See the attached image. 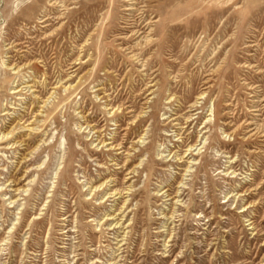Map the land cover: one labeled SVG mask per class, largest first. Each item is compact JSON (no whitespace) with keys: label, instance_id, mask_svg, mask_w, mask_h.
Returning a JSON list of instances; mask_svg holds the SVG:
<instances>
[{"label":"rangeland","instance_id":"obj_1","mask_svg":"<svg viewBox=\"0 0 264 264\" xmlns=\"http://www.w3.org/2000/svg\"><path fill=\"white\" fill-rule=\"evenodd\" d=\"M0 264H264V0H0Z\"/></svg>","mask_w":264,"mask_h":264},{"label":"bare ground","instance_id":"obj_2","mask_svg":"<svg viewBox=\"0 0 264 264\" xmlns=\"http://www.w3.org/2000/svg\"><path fill=\"white\" fill-rule=\"evenodd\" d=\"M132 2H134V1H132ZM129 7V6H128ZM134 7V6H133ZM10 69H12V68H10ZM120 119V118H119ZM26 125V124H25ZM118 127V126H117ZM8 135V134H7ZM10 136V135H9ZM5 136H2V138L1 139H3ZM101 144V143H100ZM123 146V145H122ZM189 170V169H188ZM101 187V186H100ZM110 194V193H109ZM159 195V194H158ZM162 196L164 195V194H161ZM123 196V195H122ZM165 197V196H164Z\"/></svg>","mask_w":264,"mask_h":264}]
</instances>
